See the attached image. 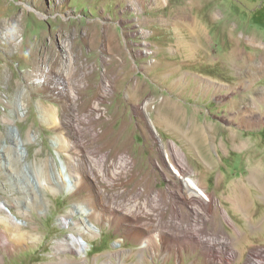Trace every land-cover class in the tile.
Wrapping results in <instances>:
<instances>
[{
	"label": "rangeland",
	"instance_id": "obj_1",
	"mask_svg": "<svg viewBox=\"0 0 264 264\" xmlns=\"http://www.w3.org/2000/svg\"><path fill=\"white\" fill-rule=\"evenodd\" d=\"M141 26L152 65L136 53ZM234 53L253 56L254 71ZM237 98L256 122L235 118ZM49 114L51 125L40 119ZM9 123L28 176L43 183L37 192L8 176L20 172L18 159L1 168ZM204 134L214 168L196 153ZM176 149L206 170L198 179L238 232L220 214L195 218L174 196L200 201L175 173ZM74 162L91 165L88 182L57 190ZM262 172L264 0H0V264H264V192L253 185ZM77 203L93 207L100 227L83 234L84 253L58 221ZM6 209L25 221L23 237L10 234Z\"/></svg>",
	"mask_w": 264,
	"mask_h": 264
},
{
	"label": "bare ground",
	"instance_id": "obj_2",
	"mask_svg": "<svg viewBox=\"0 0 264 264\" xmlns=\"http://www.w3.org/2000/svg\"><path fill=\"white\" fill-rule=\"evenodd\" d=\"M8 35H9V33H8ZM132 36L136 39L135 45H137L139 47L137 49L136 53L138 55H145L146 57H148V63L152 65V63L155 62V56H156L155 51L145 50L147 47V41H149L148 37L150 36V34H145V31L142 28H138L137 30L133 31ZM247 40H249L250 42H253L251 39H247ZM235 55H237L238 57H236ZM235 55L234 56L236 59H233V60L239 59L240 62L242 61L241 63L248 62L250 65V70L254 71L255 68L253 66V56H246L245 57V56L239 55L238 53H236ZM237 70H238V73L236 75H239L238 82L242 84L241 72H240L241 68L239 67V69H237ZM196 81H198V79H196ZM176 83L174 81L172 83V85L175 86ZM199 83L202 85H207V87L212 86V82H209L208 80H206L204 78H201ZM198 87H200V86L198 85ZM196 89H197V87H196ZM1 96H2V101H4V97H5V99H7V96L5 94H2ZM233 106L236 109L234 112V116H235V118L238 117L241 122L245 121L244 123L247 122L249 125H251L252 122H256V119L258 120L259 117L257 118L256 116H252L249 113V110L247 107L240 106V98L235 99ZM41 116L42 115H39V117H41ZM40 119L42 121H44L45 123H47L48 125H51L55 122L54 115H50V114L46 118H43V116H42ZM155 135L160 140V137L158 136L159 134H157L155 132ZM6 137H7V141L2 143L3 149H1V151H4L2 153L3 160L1 161V168L6 169V168L12 166V159L13 160L18 159L19 160L18 164L20 165V169H21L20 172L19 173H11L8 176L13 178V180H16L17 183L22 188L26 187L27 185L28 186L31 185V187L37 192L38 188H40L43 185V183L40 182L34 176H28L26 170L29 167H28V164L25 162V159H24L25 151H23V148L21 147V144L23 145V143H22L23 141H20L21 139H19L17 132L15 131V129H13L12 123H9L7 125V136ZM183 137H184V135H183ZM27 138L29 140H32L33 135L31 133H29V134H27ZM231 139H232L234 144L237 143L238 147H248L249 146V141H246L245 139H242V138H238L236 136V134L233 132H231ZM198 140H199V144L196 146V151H197L196 153H198V155L201 159V165H203L202 167H204V169H206V167L207 168L208 167L214 168L215 161L214 160L210 161V160L206 159L205 154L203 152V150H206L205 146L207 143V136L204 134ZM188 142L190 144V140L186 139V143H188ZM172 146L174 147V145H172ZM184 146L185 147L187 146L188 148L187 147L186 148L189 149V151H190L191 146H188L187 144H184ZM4 149H6V151ZM189 155L190 154H187V152L183 149L182 150H177V149L174 150V158H175L176 165H177L174 167L176 169L175 173L179 179L183 178V186L185 187V189L188 190V191H185V193L189 192V193L195 194L196 196L199 197L200 201L198 202V206H196V204H195V206L191 207V206H189V204L191 202L186 201V199L183 198V196L185 194L181 195V191L176 190V192L173 193L174 196L177 199L182 200V203L183 202L185 203V205L189 208L190 212L192 213V215L195 218H197V217L203 218L204 214H205L206 217L208 216L210 221H213L212 216H214V218H216L218 216V214H220L219 215L220 219H224L225 222L229 226H231L233 229H237V232H238L239 230L235 226L234 219L229 215V213L227 212L226 209L217 207L218 205L216 203V199H214L213 195H211L207 192V189H206L207 186L203 185L200 182V180L198 179L197 175L200 173L205 174L206 170L204 171L202 169H199V170L195 169V167H193L189 162V159H188ZM132 157L133 156H131V154H129L128 158H127L131 164L133 162ZM68 168H69L68 179L61 176L60 172L56 176V179L54 180V183L56 184V189L60 190L62 188L68 187L71 190H73L75 193L79 192L80 190H82L84 188V184L88 182V180L90 178L89 177V169H92V167L90 164L88 166H83L79 162H74L73 164L70 163L68 165ZM4 173H6V172H4ZM262 174L264 175V172H262L260 174L259 178L257 177L255 179L254 184H253L254 187L260 192H264V176H262ZM156 191H157V193L159 192L158 189H156ZM259 194H261V193H259ZM262 194H264V193H262ZM27 200L31 201L32 200L31 196L28 195ZM38 201H39V198H37V202ZM177 204H178V202H177ZM32 205H34V203ZM213 206H216L217 208H215ZM1 207H2V205H1ZM25 208L28 209L27 206ZM72 210H73L72 212L74 214V219H75V229H77L75 236H73L72 232H71V235H68L69 239L72 240V243L74 244V241L77 243V235H83V233L87 234L90 237L98 236L99 231H100V227L98 224L93 222L94 220L98 221V217H97L98 213L93 209V207L87 203H84V204H78L77 203V204H73ZM41 212L43 213V209L41 210ZM77 215L80 217L79 219L76 218ZM244 218L246 220H250L251 216L249 214L245 213ZM6 219L10 222L12 227H14V229H11L10 234H12L13 236H15L17 238L23 237L24 236L23 232H19V230H17V229H19V227H21V226H24L25 221L20 220L17 216L13 215L12 213H8L7 211H6ZM62 224H66V223H62ZM143 232L144 231L139 230V232L136 234V237H138V238L141 236L143 237ZM148 241H149V239L145 238L140 247L141 248L148 247V245H149ZM86 242H87V240H86ZM77 245H78V243H77ZM69 246H70V248L72 247L71 244ZM86 246L88 247V242H87ZM230 250H231V252H233L234 249H230ZM76 252L78 253L79 250H76ZM80 253H84L83 249L80 250Z\"/></svg>",
	"mask_w": 264,
	"mask_h": 264
},
{
	"label": "built area",
	"instance_id": "obj_3",
	"mask_svg": "<svg viewBox=\"0 0 264 264\" xmlns=\"http://www.w3.org/2000/svg\"><path fill=\"white\" fill-rule=\"evenodd\" d=\"M141 28L145 31V34H150V29L144 28L141 26ZM130 45L132 46L133 49V42H130ZM145 50H150V51H156L152 49V45L150 41H147V47ZM4 105H5V97H4ZM6 211L8 213H10L9 209H6ZM59 223H66V230H72V232H74V235H76V231H75V219H74V214L73 212H69L66 215H62L59 217L58 219ZM85 234V233H83ZM77 243L80 246V249H83V251H86L87 248V242L85 240V238L83 237V235H77ZM116 245H120L121 241H115Z\"/></svg>",
	"mask_w": 264,
	"mask_h": 264
},
{
	"label": "crops",
	"instance_id": "obj_4",
	"mask_svg": "<svg viewBox=\"0 0 264 264\" xmlns=\"http://www.w3.org/2000/svg\"><path fill=\"white\" fill-rule=\"evenodd\" d=\"M204 25V24H203ZM194 29H195V31H197V30H201V28H199V26H196V25H194Z\"/></svg>",
	"mask_w": 264,
	"mask_h": 264
},
{
	"label": "water",
	"instance_id": "obj_5",
	"mask_svg": "<svg viewBox=\"0 0 264 264\" xmlns=\"http://www.w3.org/2000/svg\"><path fill=\"white\" fill-rule=\"evenodd\" d=\"M12 127H13V126H12ZM13 129H15V128L13 127ZM21 147L23 148V151H25V150H24V149H25V148H24V145L21 144Z\"/></svg>",
	"mask_w": 264,
	"mask_h": 264
}]
</instances>
